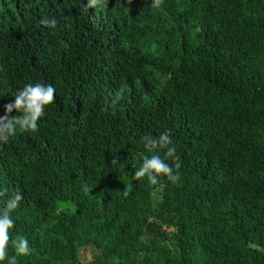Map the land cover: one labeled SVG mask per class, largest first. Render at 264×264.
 Masks as SVG:
<instances>
[{"label": "trees", "instance_id": "obj_1", "mask_svg": "<svg viewBox=\"0 0 264 264\" xmlns=\"http://www.w3.org/2000/svg\"><path fill=\"white\" fill-rule=\"evenodd\" d=\"M33 82L0 141L18 264H264V0H0V116ZM164 131L178 179H133Z\"/></svg>", "mask_w": 264, "mask_h": 264}, {"label": "clouds", "instance_id": "obj_2", "mask_svg": "<svg viewBox=\"0 0 264 264\" xmlns=\"http://www.w3.org/2000/svg\"><path fill=\"white\" fill-rule=\"evenodd\" d=\"M97 0H88L89 5L95 4ZM159 0H152L153 6H158ZM54 25L55 20L44 21ZM56 89L50 83L33 82L25 83L13 94L9 103L3 107V115L0 116V141H4L15 135L17 132H34L37 128V121L44 115L45 107L51 105ZM15 112L9 117V113ZM144 149L152 154L142 155L140 166L133 171L132 178L139 179L146 177L150 184H157L158 178L163 176L170 182L178 179V168L176 163V147L172 143L169 134L164 131L156 137L144 136L142 138ZM163 149V157L153 152V149ZM126 196L128 193L123 191ZM4 196L0 206V264H18V259L25 257L30 252L29 240L23 235L12 233L15 221L11 213L17 209L23 199L19 190L0 193ZM11 247L12 254L8 253Z\"/></svg>", "mask_w": 264, "mask_h": 264}, {"label": "rangeland", "instance_id": "obj_3", "mask_svg": "<svg viewBox=\"0 0 264 264\" xmlns=\"http://www.w3.org/2000/svg\"><path fill=\"white\" fill-rule=\"evenodd\" d=\"M64 208H65L64 206H60V209L64 210ZM89 257H90V255L86 254V255H84L83 260L87 261V260H89Z\"/></svg>", "mask_w": 264, "mask_h": 264}]
</instances>
